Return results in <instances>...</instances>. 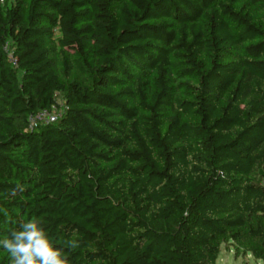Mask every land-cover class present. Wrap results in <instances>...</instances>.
Listing matches in <instances>:
<instances>
[{
  "label": "trees",
  "instance_id": "1",
  "mask_svg": "<svg viewBox=\"0 0 264 264\" xmlns=\"http://www.w3.org/2000/svg\"><path fill=\"white\" fill-rule=\"evenodd\" d=\"M7 1L0 240L39 218L70 264L264 263V0Z\"/></svg>",
  "mask_w": 264,
  "mask_h": 264
},
{
  "label": "clouds",
  "instance_id": "2",
  "mask_svg": "<svg viewBox=\"0 0 264 264\" xmlns=\"http://www.w3.org/2000/svg\"><path fill=\"white\" fill-rule=\"evenodd\" d=\"M71 247H77L71 242ZM0 248L8 253L11 264H70L62 247L57 246L39 218L19 224V228L0 240Z\"/></svg>",
  "mask_w": 264,
  "mask_h": 264
},
{
  "label": "rangeland",
  "instance_id": "3",
  "mask_svg": "<svg viewBox=\"0 0 264 264\" xmlns=\"http://www.w3.org/2000/svg\"><path fill=\"white\" fill-rule=\"evenodd\" d=\"M14 0H8L7 2L12 5ZM58 103L63 105V98L58 97ZM235 247L232 244L223 245L220 251V255L217 264H264L263 262L256 261L251 256H246L244 254H235Z\"/></svg>",
  "mask_w": 264,
  "mask_h": 264
},
{
  "label": "built area",
  "instance_id": "4",
  "mask_svg": "<svg viewBox=\"0 0 264 264\" xmlns=\"http://www.w3.org/2000/svg\"><path fill=\"white\" fill-rule=\"evenodd\" d=\"M3 2V0H1ZM61 111L58 108L53 107L50 111L44 110L32 117H30V130L36 131L40 128V126L49 125L51 123H55L59 118Z\"/></svg>",
  "mask_w": 264,
  "mask_h": 264
}]
</instances>
